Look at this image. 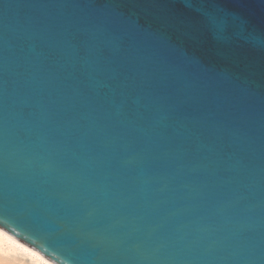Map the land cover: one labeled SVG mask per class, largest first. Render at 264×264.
Wrapping results in <instances>:
<instances>
[{
    "label": "water",
    "instance_id": "1",
    "mask_svg": "<svg viewBox=\"0 0 264 264\" xmlns=\"http://www.w3.org/2000/svg\"><path fill=\"white\" fill-rule=\"evenodd\" d=\"M262 34L264 0H0V228L55 264H264Z\"/></svg>",
    "mask_w": 264,
    "mask_h": 264
},
{
    "label": "bare ground",
    "instance_id": "2",
    "mask_svg": "<svg viewBox=\"0 0 264 264\" xmlns=\"http://www.w3.org/2000/svg\"><path fill=\"white\" fill-rule=\"evenodd\" d=\"M0 264H55L0 228Z\"/></svg>",
    "mask_w": 264,
    "mask_h": 264
},
{
    "label": "snow or ice",
    "instance_id": "3",
    "mask_svg": "<svg viewBox=\"0 0 264 264\" xmlns=\"http://www.w3.org/2000/svg\"><path fill=\"white\" fill-rule=\"evenodd\" d=\"M207 24L209 27L215 28L218 31L221 30L222 28V24L217 17H211V16L208 17ZM247 39L252 45L264 48V34L259 35V36L249 35Z\"/></svg>",
    "mask_w": 264,
    "mask_h": 264
}]
</instances>
